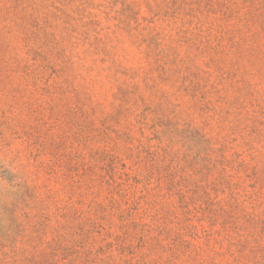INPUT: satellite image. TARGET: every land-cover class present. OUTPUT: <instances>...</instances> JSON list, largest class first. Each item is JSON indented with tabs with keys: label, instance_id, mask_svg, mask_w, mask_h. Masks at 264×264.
Wrapping results in <instances>:
<instances>
[{
	"label": "rangeland",
	"instance_id": "1",
	"mask_svg": "<svg viewBox=\"0 0 264 264\" xmlns=\"http://www.w3.org/2000/svg\"><path fill=\"white\" fill-rule=\"evenodd\" d=\"M0 264H264V0H0Z\"/></svg>",
	"mask_w": 264,
	"mask_h": 264
}]
</instances>
